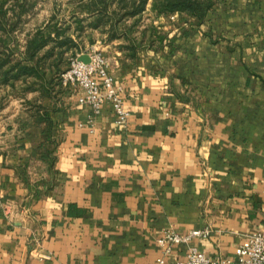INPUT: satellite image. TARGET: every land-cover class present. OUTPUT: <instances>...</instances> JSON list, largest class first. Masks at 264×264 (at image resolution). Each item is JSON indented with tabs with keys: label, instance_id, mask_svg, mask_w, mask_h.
Segmentation results:
<instances>
[{
	"label": "crops",
	"instance_id": "1",
	"mask_svg": "<svg viewBox=\"0 0 264 264\" xmlns=\"http://www.w3.org/2000/svg\"><path fill=\"white\" fill-rule=\"evenodd\" d=\"M206 25L219 43L196 32L155 76L102 54L124 126L69 100L45 153L0 116V264H155L168 230L208 235L167 264L190 247L233 259L264 233V0H228Z\"/></svg>",
	"mask_w": 264,
	"mask_h": 264
},
{
	"label": "rangeland",
	"instance_id": "2",
	"mask_svg": "<svg viewBox=\"0 0 264 264\" xmlns=\"http://www.w3.org/2000/svg\"><path fill=\"white\" fill-rule=\"evenodd\" d=\"M215 1L214 8H223L228 2ZM1 2L0 63H5L0 68V116L13 115L12 120H17L16 125L25 132L26 140L40 145L45 153L52 150L58 139V126L51 118L59 116L60 111L64 113V109L72 102L69 100L77 99L79 93L77 90L62 88L58 82L59 75L75 55L100 52L108 59H128L138 66L148 60L146 64L151 68L146 69L155 76L166 65L165 62L178 51L180 43L196 32L212 43H219L223 34H214L207 29V25L203 26L207 17L201 25L192 26L187 22L186 16L158 15L151 8V1L146 4L140 16L117 22L112 31L109 30L110 24L107 22L98 25L99 28L90 26L94 22L88 12L90 0H0ZM93 7L95 6H91ZM115 8L112 4L109 10ZM105 17L107 16L102 18L103 21L111 18ZM111 22H114V19ZM53 29L62 31V38H70L72 42L62 48H55L51 58L41 63L37 76L18 80L10 76V81L3 84L1 75L13 66L15 61H22L27 41L31 36L37 30H43L44 34H53ZM113 32L117 36L110 39ZM51 46L48 44L38 56H43ZM33 137H38L41 142Z\"/></svg>",
	"mask_w": 264,
	"mask_h": 264
},
{
	"label": "built area",
	"instance_id": "3",
	"mask_svg": "<svg viewBox=\"0 0 264 264\" xmlns=\"http://www.w3.org/2000/svg\"><path fill=\"white\" fill-rule=\"evenodd\" d=\"M83 56L86 57L85 61L81 59ZM59 85L62 88L77 90L78 104L88 106L92 114H98L102 106L108 103L115 116V124L125 125L128 112L124 109L122 98L118 95L109 73L108 61L102 53L89 52L75 55L69 60L67 68L59 75ZM0 206L5 213L8 212L7 206L2 205L1 202ZM207 235V230H192L184 235L170 230L164 231L156 240L160 256L155 264H167L173 247ZM172 264H264V233L255 231L249 234L247 242L235 250L233 259L209 258L190 247L183 260L174 259Z\"/></svg>",
	"mask_w": 264,
	"mask_h": 264
},
{
	"label": "trees",
	"instance_id": "4",
	"mask_svg": "<svg viewBox=\"0 0 264 264\" xmlns=\"http://www.w3.org/2000/svg\"><path fill=\"white\" fill-rule=\"evenodd\" d=\"M91 6H95L88 10L89 16L94 18V22L90 25L91 27L99 28L100 25L110 24L109 30H114L117 22L124 21L129 18H135L140 16L145 8L146 4L151 1L152 10L158 15H172L178 14L180 16H186L187 22L190 25L198 26L201 25L208 14L213 10L215 5V0H90ZM3 4L2 2L0 3ZM116 6L115 9L109 10L111 5ZM93 9V10H92ZM109 11V12H108ZM109 14L111 16H109ZM107 16L109 18L107 21H103V17ZM105 17V18H107ZM114 22H111L113 21ZM83 21V20H81ZM113 23V24H112ZM99 25V26H98ZM81 27V26H80ZM63 32L53 29L52 33L44 34L43 30H37L33 36L27 41L24 57L22 63L20 61H15L13 66H10L7 71H5L2 76V83H8L10 81V76L14 80L20 78H26L38 75V68L41 63L46 59L51 58L55 48H62V46L67 45L72 42L70 38H62L61 34ZM142 38L144 37V32L141 33ZM110 39H115L117 34L115 32L111 33ZM142 42V40H141ZM48 44L52 46L46 50L43 56H38V53L43 50ZM128 49V48H127ZM23 61L25 63H23ZM5 62L0 63V68ZM58 64L55 65L57 67ZM54 67V66H53ZM13 73V74H12ZM59 82V78H58ZM47 159V156H42V162ZM53 161L50 160L48 164L51 167Z\"/></svg>",
	"mask_w": 264,
	"mask_h": 264
},
{
	"label": "water",
	"instance_id": "5",
	"mask_svg": "<svg viewBox=\"0 0 264 264\" xmlns=\"http://www.w3.org/2000/svg\"><path fill=\"white\" fill-rule=\"evenodd\" d=\"M81 59L85 61V60H86V57H85V56H83Z\"/></svg>",
	"mask_w": 264,
	"mask_h": 264
}]
</instances>
